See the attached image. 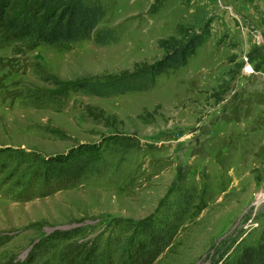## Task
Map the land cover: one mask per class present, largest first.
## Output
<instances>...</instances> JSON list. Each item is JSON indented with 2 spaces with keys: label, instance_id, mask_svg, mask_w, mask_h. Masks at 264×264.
<instances>
[{
  "label": "rangeland",
  "instance_id": "1",
  "mask_svg": "<svg viewBox=\"0 0 264 264\" xmlns=\"http://www.w3.org/2000/svg\"><path fill=\"white\" fill-rule=\"evenodd\" d=\"M94 1L106 16L87 39L49 46L0 36V147L48 157L102 141L128 149L113 157L105 177L46 197L16 201L0 185V264L24 262L32 245L55 229L82 226L72 241H84L119 220H147L181 181L198 186V199L153 264H211L242 239L263 240L264 33L248 26L254 49L245 51L235 38L243 34V19L229 0H215L214 9L202 7L184 19L170 0ZM217 8L238 19L233 37L226 26L208 38L207 15ZM105 27L117 29L118 42L95 41ZM197 33L206 40L189 63L161 74L147 91L102 97L63 90L155 63L169 45ZM246 58L255 73L243 71ZM54 95L62 104L48 102Z\"/></svg>",
  "mask_w": 264,
  "mask_h": 264
},
{
  "label": "trees",
  "instance_id": "2",
  "mask_svg": "<svg viewBox=\"0 0 264 264\" xmlns=\"http://www.w3.org/2000/svg\"><path fill=\"white\" fill-rule=\"evenodd\" d=\"M105 16L103 4L94 0H0V36L7 42L34 40L62 46L91 37ZM119 39L113 27L95 33L99 45ZM204 40L203 33H197L184 44L169 45L166 55L155 63L102 82H75L63 90L102 97L147 91L161 74L187 65ZM48 98L50 103L62 104L59 96ZM36 99L43 103L45 96L38 94ZM103 143L81 144L50 157L0 147V185H7L6 194L16 201L26 202L76 187L88 178H103L113 157L128 149L121 143ZM174 193L151 218L119 220L111 230L93 239L72 241L85 231L82 226L55 229L36 241L19 264H44L58 248L61 250L52 264H153L173 243L198 199L199 188L181 181ZM227 252L211 264H264V239L258 243L242 239Z\"/></svg>",
  "mask_w": 264,
  "mask_h": 264
},
{
  "label": "crops",
  "instance_id": "3",
  "mask_svg": "<svg viewBox=\"0 0 264 264\" xmlns=\"http://www.w3.org/2000/svg\"><path fill=\"white\" fill-rule=\"evenodd\" d=\"M171 5L175 8L180 7L182 14L178 19H184L186 17L191 18L195 11H199L202 7L214 9L215 0H170ZM212 1V2H211ZM233 7V11L236 13L237 17L243 19L240 24L242 26V36H235L236 40L242 42L245 51H251L254 49V45L251 46L250 33L248 29H257L258 33H264V0H229ZM225 7V6H224ZM218 9V10H217ZM212 14L207 15V24H209L208 38H214L218 33L226 32L225 27L227 26V32L234 36L236 32L238 19L228 9H223L222 11L217 8ZM241 9V11L239 10ZM188 19L186 22L189 23ZM177 22V21H176ZM232 29H235L232 31ZM206 40V39H205ZM205 43V42H204ZM202 43L201 46L204 44ZM198 48V47H197Z\"/></svg>",
  "mask_w": 264,
  "mask_h": 264
},
{
  "label": "built area",
  "instance_id": "4",
  "mask_svg": "<svg viewBox=\"0 0 264 264\" xmlns=\"http://www.w3.org/2000/svg\"><path fill=\"white\" fill-rule=\"evenodd\" d=\"M245 65L243 66V71L246 72L247 74H252L255 73V69L253 65L250 63L248 58L245 59Z\"/></svg>",
  "mask_w": 264,
  "mask_h": 264
}]
</instances>
